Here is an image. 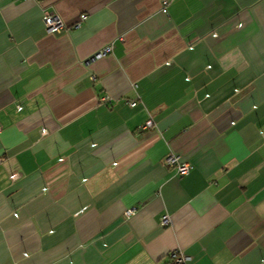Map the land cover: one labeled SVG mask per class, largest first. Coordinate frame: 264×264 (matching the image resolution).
Masks as SVG:
<instances>
[{
	"label": "crops",
	"instance_id": "obj_1",
	"mask_svg": "<svg viewBox=\"0 0 264 264\" xmlns=\"http://www.w3.org/2000/svg\"><path fill=\"white\" fill-rule=\"evenodd\" d=\"M161 4L0 0V264H264V0Z\"/></svg>",
	"mask_w": 264,
	"mask_h": 264
},
{
	"label": "built area",
	"instance_id": "obj_2",
	"mask_svg": "<svg viewBox=\"0 0 264 264\" xmlns=\"http://www.w3.org/2000/svg\"><path fill=\"white\" fill-rule=\"evenodd\" d=\"M170 0H162V4H161V11L163 13H167V7L169 4ZM86 18L85 14L81 15V20H84ZM43 20V25L45 27V30L47 32H54V31H58L61 28L64 27V22L61 19V17L56 14V13H47L45 12L43 14L42 17ZM80 23L75 24V27H78ZM112 51V46L111 45H106L103 48L97 50L90 58L89 60H95V59H99L102 58L106 55H108L109 53H111ZM103 101H109L110 102V98L105 96L102 98ZM131 106L135 105V102H131L130 103ZM154 127V122L152 120V118H148L145 122H144V128L147 129H152ZM46 133V130L43 131V134ZM165 164L171 166V167H175L177 172L179 174H186L189 169L190 166L187 163H181L178 160V157L176 155L173 154H168L165 159H164ZM16 174H13L11 176L12 179H16ZM135 211V208H131V209H127L124 213V217L125 218H129ZM169 216L167 214L163 215L161 217V224L162 225H167L169 223ZM169 257L171 258L173 264H187V262L191 259L190 256L185 255L183 252L179 251V250H172L171 252H169Z\"/></svg>",
	"mask_w": 264,
	"mask_h": 264
}]
</instances>
